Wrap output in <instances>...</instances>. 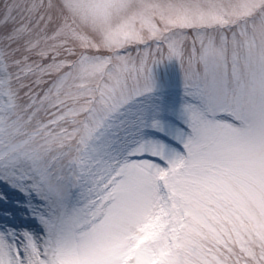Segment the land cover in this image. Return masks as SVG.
<instances>
[{"label":"snow or ice","instance_id":"snow-or-ice-1","mask_svg":"<svg viewBox=\"0 0 264 264\" xmlns=\"http://www.w3.org/2000/svg\"><path fill=\"white\" fill-rule=\"evenodd\" d=\"M171 61L178 149L134 139ZM0 178L42 228L0 264H264V0L0 5Z\"/></svg>","mask_w":264,"mask_h":264},{"label":"rangeland","instance_id":"rangeland-1","mask_svg":"<svg viewBox=\"0 0 264 264\" xmlns=\"http://www.w3.org/2000/svg\"><path fill=\"white\" fill-rule=\"evenodd\" d=\"M9 0H0V5ZM16 3L21 0H10ZM157 87L152 94L139 98L141 106L145 107L149 114H156L165 123V131L154 128H144L139 136L134 139L151 141L155 146L164 145L169 149L181 147L175 135L176 128L186 129V125L179 116L182 103L185 101L183 72L178 62L171 61L159 65L156 68ZM158 110V111H157ZM134 146V142L132 144ZM137 159H158L155 153H133ZM0 192L7 194V199L0 198V231L15 229L17 234L27 229L33 233L42 231L41 225L32 215L33 204L23 192L9 186L0 178Z\"/></svg>","mask_w":264,"mask_h":264}]
</instances>
